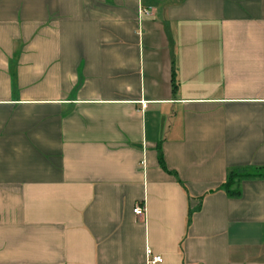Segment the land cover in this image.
<instances>
[{
	"label": "crops",
	"instance_id": "obj_1",
	"mask_svg": "<svg viewBox=\"0 0 264 264\" xmlns=\"http://www.w3.org/2000/svg\"><path fill=\"white\" fill-rule=\"evenodd\" d=\"M233 169L264 172V0H0V264H264Z\"/></svg>",
	"mask_w": 264,
	"mask_h": 264
},
{
	"label": "trees",
	"instance_id": "obj_2",
	"mask_svg": "<svg viewBox=\"0 0 264 264\" xmlns=\"http://www.w3.org/2000/svg\"><path fill=\"white\" fill-rule=\"evenodd\" d=\"M175 81V79L173 78ZM160 163L164 167V161L162 157H160ZM264 177V172H257L255 174H241L238 170L233 169L229 172L228 177L224 184L222 185V188L225 190V192L228 194L229 197H235L239 195V189H238V183L242 179H255V178H260ZM193 212L189 211L188 214V223L190 222L192 218Z\"/></svg>",
	"mask_w": 264,
	"mask_h": 264
},
{
	"label": "built area",
	"instance_id": "obj_3",
	"mask_svg": "<svg viewBox=\"0 0 264 264\" xmlns=\"http://www.w3.org/2000/svg\"><path fill=\"white\" fill-rule=\"evenodd\" d=\"M146 107V104L143 105ZM134 213L136 216H143L145 214V207L138 205L134 209ZM163 262V258L160 256H154L150 249L147 250V263L148 264H161Z\"/></svg>",
	"mask_w": 264,
	"mask_h": 264
}]
</instances>
